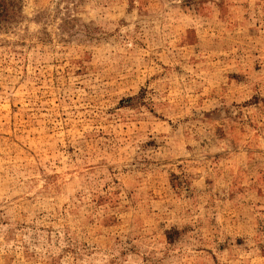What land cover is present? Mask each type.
<instances>
[{
  "label": "rangeland",
  "instance_id": "rangeland-1",
  "mask_svg": "<svg viewBox=\"0 0 264 264\" xmlns=\"http://www.w3.org/2000/svg\"><path fill=\"white\" fill-rule=\"evenodd\" d=\"M0 264H264V0H0Z\"/></svg>",
  "mask_w": 264,
  "mask_h": 264
}]
</instances>
